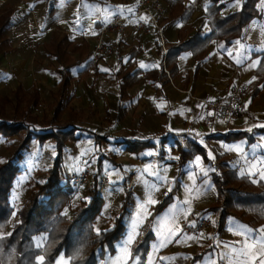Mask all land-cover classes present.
<instances>
[{"label":"crops","instance_id":"0c3cea01","mask_svg":"<svg viewBox=\"0 0 264 264\" xmlns=\"http://www.w3.org/2000/svg\"><path fill=\"white\" fill-rule=\"evenodd\" d=\"M166 1L168 15L163 21L162 36L154 28L143 34L133 22L126 23L124 28L109 33L107 42L114 51L100 60L92 58L91 50L101 24L133 12V0H119L109 6L98 0H59L56 8L63 7L64 13L48 21L50 28L61 27L67 34L64 51L69 54L68 62L75 64L70 69L66 108L81 109L91 101L96 110L109 118L108 133L78 127L71 119L66 124L94 139L89 131L99 134L100 141L95 139L99 146L113 142V155L108 156L110 166L103 168L101 159L97 165V171L106 174L108 180L105 193H101L104 203L95 226L100 231L112 229L127 197L130 200L124 236L116 243V250L113 253L109 250L98 264H137L133 257L138 264H261L264 242L248 240L243 230H237L242 225L260 229L264 235V206L259 214L255 212L259 200L232 201L220 230L219 215L211 207L219 197L215 174H231L227 186L249 193L264 191V176L260 174L264 170V127H260L264 125V50H258L264 49V0L257 2V16L228 44L220 38H210L206 44L200 41L214 29L211 14L214 5L220 7V14L230 15L241 11L245 0H239V6L237 0H184L181 8L174 6L172 0ZM196 35L199 37H195L193 46L188 42ZM242 57L246 59L238 64L236 61ZM54 58L60 66L58 93L62 63L56 55ZM141 63L146 67L141 68ZM254 63L256 66L252 67ZM235 84L248 88L246 113L223 117L206 107L204 100L225 98ZM238 133L243 134L228 137ZM125 140L150 141L153 146L131 151L123 143ZM183 148L192 154L182 164ZM149 165L152 167L148 168ZM145 168L148 172L160 170L168 183L154 191L152 198L158 203L148 206L146 218L124 254L120 249L130 225L140 204L148 198L144 181L154 180L147 173L141 177ZM202 169H212L207 176L210 188L203 186ZM198 191L203 195L197 196ZM170 195L168 205L156 212L157 206ZM186 201L190 203L185 204ZM176 213H180L179 219L173 224L170 221ZM203 216L215 222L214 236L218 240L206 231L195 234L184 231L186 224L193 221L196 224ZM177 226L182 231L177 232ZM158 228H164L165 237L173 233L172 242L164 247H160L163 238ZM150 231L153 237L146 253L141 250L134 254L138 242ZM241 246L247 249L244 258L239 255Z\"/></svg>","mask_w":264,"mask_h":264},{"label":"rangeland","instance_id":"374dc122","mask_svg":"<svg viewBox=\"0 0 264 264\" xmlns=\"http://www.w3.org/2000/svg\"><path fill=\"white\" fill-rule=\"evenodd\" d=\"M58 1L0 0V19L7 18L10 21L4 34L0 35V121L20 123L15 133L0 134V166L16 159L19 169L6 196L8 214L0 219V264H21L23 261L29 264L19 256L12 233L20 227L23 211L31 208L33 198L54 175L62 188L69 192V196L55 203L58 207L51 221L52 234L48 230H32L28 242L30 248H26V251L30 253L32 264H38L41 256L44 258L43 264H55L61 257L64 258V264H81L85 256L80 247H75L72 253L64 249L54 253L60 242L59 234L89 204L96 176L101 182L100 194L105 193L107 188L103 177L108 176L98 174L97 165L101 159L103 168L110 166L108 156L113 155V142L99 146L91 135L77 131L79 137L67 139L59 149L55 137L41 139L37 134L52 127L64 126L70 119L78 127L100 133L111 131L109 118L96 110L91 101L81 109L65 107L59 116H55L60 66L54 58V47L65 45L62 39L67 37L61 27L54 29L48 26V21L64 13L63 7L56 8ZM116 1L119 0H98L108 6ZM7 37L9 39L5 41ZM113 51L114 48L101 59L110 56ZM29 130L32 135L25 142ZM18 150H22V155L15 158ZM85 169H90L93 174L91 182L87 185L73 184L70 178ZM97 229L101 228L95 226L96 232ZM40 237L45 239L39 241ZM38 242L40 247H37Z\"/></svg>","mask_w":264,"mask_h":264},{"label":"trees","instance_id":"16d2710c","mask_svg":"<svg viewBox=\"0 0 264 264\" xmlns=\"http://www.w3.org/2000/svg\"><path fill=\"white\" fill-rule=\"evenodd\" d=\"M259 0H245L243 8L241 11L230 14L222 15L220 14V7L214 5L212 9V24L214 29L212 33L201 39V43L206 44L210 38H220L223 39L227 44L232 42L233 39L239 37L243 30L250 20L258 14L257 2ZM184 0H172L174 6L183 7ZM10 21L6 18L0 19V35L4 34V31ZM198 35L192 37V45L195 46L193 40ZM8 39L6 38L5 41ZM63 43H68L67 37L62 39ZM65 45H57L54 47V53L57 56L58 60L62 63V68L60 73L62 76L61 88L56 95V108L55 116H59L61 111L66 107L65 96L68 89L71 75L70 69L75 64L74 62H68L69 54L64 51ZM1 56V53H0ZM22 124V123H21ZM20 123L13 121H0V134H12L18 130ZM29 129V127L27 126ZM77 127L73 126L69 128L68 125L56 126L51 129L46 130L45 132L38 133V137L44 139L46 137H55L57 141L58 148H62L65 145L67 139L78 138L76 134ZM29 130V135L26 137V140L31 138L32 132ZM97 142L100 141L101 136L99 134L89 131ZM243 133L238 134H229L228 137H237ZM126 148L131 151H140L146 149L147 147L153 146V143L150 141H139V140H125L123 141ZM191 152L186 149H181V158L180 163H186L190 157ZM22 155V150H18L15 154L17 156ZM16 160V159H15ZM11 159L8 162H5L0 166V219L5 218L8 214L6 196L11 188L13 181L19 171L16 161ZM100 172H98L99 174ZM233 174V173H232ZM234 175V174H233ZM231 176L229 173L222 175L215 174L214 179L218 188V202L213 205L211 208L217 212L218 216V230L222 229L225 224V218L228 212V207L231 205L232 201L238 203H250L253 198H257L258 204L255 205L256 214L260 213V209L264 206V191L259 193H249L239 188H234L227 186L228 178ZM101 182L99 181V176H96L94 184L91 190V200L89 204L83 208L76 218L69 224L67 229L59 234L60 242L55 250L57 251L62 249L67 253H72L75 247H80L84 251V261L81 264H98L102 256L110 250L112 253L116 250V243L124 236L125 233V215L129 209V197H127L123 212L118 216L115 226L112 229L101 231L100 234H97L95 231V222L101 211L102 205L104 203V198L100 194ZM38 195V196H37ZM69 196V192L62 188L60 181L57 179V176L54 175L49 178L48 182L40 188L38 194L31 201V208L26 212L23 211L22 214V223L20 227L16 228L12 233V236L15 238L14 242L17 244V252L22 259L27 260L29 264H32L30 253L26 251V248L29 249L30 241V232L32 230L42 231L48 230L52 234V225L51 221L56 215L57 205L56 201H63ZM171 201V195L168 196L162 203H160L156 212L162 211L168 203ZM247 212H245L246 215ZM249 223L254 224L256 221H250ZM149 226V224H148ZM149 230V228H148ZM153 237L152 232H147V234L138 242L134 248V254L138 253L141 250L147 251L148 242ZM28 246V247H27ZM29 255H28V254ZM28 257V258H26ZM25 264V261L21 262Z\"/></svg>","mask_w":264,"mask_h":264},{"label":"built area","instance_id":"2783aa9c","mask_svg":"<svg viewBox=\"0 0 264 264\" xmlns=\"http://www.w3.org/2000/svg\"><path fill=\"white\" fill-rule=\"evenodd\" d=\"M134 10L123 16H119L110 21H106L101 24L99 32L96 36L94 46L91 50V56L94 59H101L104 56L109 55L113 46L108 44L107 36L110 32L124 28L126 23L133 22L136 28L143 34H148L151 28L159 31V35H163V21L167 17V1L166 0H133ZM143 17V19H141ZM189 95L193 96L192 91L187 90ZM249 91L245 85L235 84L232 88V92L225 98L220 100H204L206 107L223 117H238L246 113L248 109ZM93 174L90 169H85L79 174H74L70 179L73 184L87 185L91 182ZM104 184H107V177H103ZM184 231L187 234H195L203 231L209 232L214 240H218L215 237L216 225L212 219L208 217H201L195 224V227H188V224L184 226Z\"/></svg>","mask_w":264,"mask_h":264},{"label":"snow or ice","instance_id":"6c2138e0","mask_svg":"<svg viewBox=\"0 0 264 264\" xmlns=\"http://www.w3.org/2000/svg\"><path fill=\"white\" fill-rule=\"evenodd\" d=\"M223 2V0H222ZM237 6H239V0H237ZM129 11H131V9H129ZM143 19V17L141 18ZM237 43H239V41H237ZM258 50H264V49H258ZM244 59H246V57H242L241 59L237 60L236 62L238 64H241L244 62ZM259 63V62H257ZM256 64L254 63L252 65V67H255ZM140 67L141 68H144L146 67L144 63H141L140 64ZM149 67H151V65H149ZM260 127H264V125H260ZM249 131H251V129H249ZM56 153L53 152V156H55ZM147 155H155V153H147ZM209 157L212 156V153L209 152ZM199 159V158H197ZM152 165H149L148 168H151ZM148 168H145L144 170H142V173H141V177H143V175L145 173L149 174L151 177L154 178L153 182L152 183H149L147 181H144L145 183V186L148 190V198L146 200V202H142L139 206V209L135 215V218L134 220L132 221L131 225H130V231L128 232L127 236H126V239H125V242L124 244L121 246V249L120 251L124 254H127L128 253V249L130 247V245L132 244L133 240L135 239V237L137 236V230L140 226V224L143 223V220L146 218V213H147V208L149 205H155L156 203H158L157 200L153 199L152 196H153V193L154 191H158L159 189V186H162L166 183H168V180H167V177L162 175L161 174V171L160 170H156V171H151V172H148ZM212 169H209V170H204L202 169L201 171L203 172V176L205 177V179L203 180V186L205 188H210V182L208 181L207 179V176H208V171H211ZM243 174V173H242ZM260 174L262 176H264V170H262L260 172ZM119 175V174H118ZM120 179H123V177H120ZM156 181L159 182V185L156 183ZM115 182H118V181H115ZM168 192H171V187L168 188ZM168 193L166 192L165 195H167ZM203 195V192H197V196H201ZM190 202L186 201L185 204H189ZM175 207V206H173ZM169 212H171V208L169 210ZM150 215V214H148ZM179 215L180 213H176L174 215H172V218H171V223L173 224H176L177 223V220L179 219ZM166 227V226H165ZM188 227H195V222H191L189 223ZM237 230H243L246 234V239L248 240H258V241H261V242H264V235H261V231L260 229H250V228H247L245 226H242V225H238L237 226ZM158 233H160L162 235V238H163V242H161L160 244V247H164L167 245V243H171L172 240H171V236L173 235V233L169 232L168 236H163V233H164V228H158L157 229ZM179 231H182L181 229H179V227L177 226V232ZM97 234H100V230L97 229ZM202 235V234H201ZM45 239V237H40L39 238V241H43ZM188 239V238H186ZM191 239H195V237H191ZM239 243V242H237ZM37 247H40V243L38 242L37 243ZM239 255L241 258H244L246 253H247V249L244 248L243 246H241L239 248ZM134 260H136L137 264H138V259L137 258H134ZM220 259L223 260L225 259V255L222 253L221 256H220ZM43 261H44V258L41 256L38 258V264H43ZM55 264H64V258L61 257L60 259H58ZM109 264H111V262H109ZM261 264H264V260L261 261Z\"/></svg>","mask_w":264,"mask_h":264}]
</instances>
